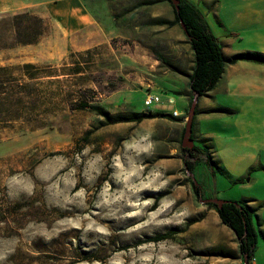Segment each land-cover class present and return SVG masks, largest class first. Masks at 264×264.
I'll list each match as a JSON object with an SVG mask.
<instances>
[{"label": "rangeland", "instance_id": "obj_1", "mask_svg": "<svg viewBox=\"0 0 264 264\" xmlns=\"http://www.w3.org/2000/svg\"><path fill=\"white\" fill-rule=\"evenodd\" d=\"M161 2L105 0L112 20L106 40L85 37L73 47L44 20L37 43L0 48V264H220L231 258L187 230L146 242L202 214L199 200L178 188L186 181L179 131L153 121L158 117L105 125L78 108L86 102L114 118L156 112L157 104L143 105L155 85L164 89L154 92L159 104L178 98L181 88L167 76L176 62L188 68L192 59L186 42L173 40V25L156 23L173 16ZM25 64L33 68L22 69ZM174 108L183 111L179 102ZM201 171L208 187L211 170ZM241 175L235 200H255L264 225V99L235 114V178ZM209 191L215 196L214 184ZM254 259L264 263L259 233Z\"/></svg>", "mask_w": 264, "mask_h": 264}, {"label": "crops", "instance_id": "obj_2", "mask_svg": "<svg viewBox=\"0 0 264 264\" xmlns=\"http://www.w3.org/2000/svg\"><path fill=\"white\" fill-rule=\"evenodd\" d=\"M186 1L198 10L203 22L220 43L225 59L246 52L264 55V0ZM161 5L165 7L166 2H161ZM24 11H33L51 24L55 30L53 32L61 39L70 41L73 47L80 46L85 37L87 42L101 41L106 40L110 34L106 24L112 22L111 13H109V6H106L105 0H0V16ZM168 19L172 21L174 16L168 17ZM177 27L179 26L171 27V30L176 34L173 40L186 42L185 49L190 50L192 62L188 68H185L180 62L173 65L175 69L172 70V74L167 76V79L168 83L180 86L181 89L176 92L178 98L169 97L173 100L172 104H169L168 100L163 104H159V102L156 110L177 111L174 105L179 102L183 111L177 112L183 115L191 95L188 75L193 66V52L182 28ZM78 50L79 48H77ZM175 54L180 58L182 51H175ZM153 90L162 92L164 89L155 85ZM154 92L152 93L157 95ZM235 98L242 101L235 103ZM252 99H264V64L247 61L227 64L215 87L205 96L198 98L191 139L194 146L208 152L214 169L212 170L205 164L201 165L202 168L211 170L210 174L213 179L208 187L206 186L207 176L201 171L202 168L199 169V166L194 169L193 177L201 185L205 199L218 198L222 201L247 202L255 210L258 233L264 239V225L257 213L259 209L256 208L255 200H235V184L244 185L243 182H245L243 175L235 178V114H239L243 110V106L250 104ZM166 114L172 116L170 113ZM153 121L161 124L168 123L173 127L172 129L179 131L175 134V138L178 139L177 148H179V140L184 129L182 118L167 117ZM229 151L232 153L231 157L228 156ZM180 157L175 156V160L181 161ZM254 169V167L248 168L247 175ZM216 172L219 174L215 176ZM220 175H223L230 184L220 178ZM213 184L215 196H211L212 191H209ZM228 185L230 186L228 187ZM178 188L188 192L190 196L193 195L189 181L183 182ZM206 194L210 195L206 197ZM197 211H200L204 218L191 225L186 232L203 236L201 238L207 239L211 247L219 249L218 252L233 255L232 258L221 257V260L217 261L220 264H243L236 236L233 231L221 224L217 212L202 204ZM201 249L203 248L200 247ZM252 264H258L257 260L254 259Z\"/></svg>", "mask_w": 264, "mask_h": 264}, {"label": "trees", "instance_id": "obj_3", "mask_svg": "<svg viewBox=\"0 0 264 264\" xmlns=\"http://www.w3.org/2000/svg\"><path fill=\"white\" fill-rule=\"evenodd\" d=\"M164 1L172 8L174 20H158L156 23L167 27L172 25H179L181 27L180 22H182L185 27L184 30H182L186 36L187 43L193 52V66L191 73L188 75L191 92L188 109L194 94L199 98L205 96L215 87L227 64H233L238 61L264 64V55L260 53H240L234 55L230 59H225L220 43L211 34L206 24L203 22L200 13L191 3L186 0H179L178 9L176 10L169 0ZM45 29V21L41 17L30 12L0 16V48L33 45L42 37ZM8 40L10 42H8ZM156 57L157 60L163 64H167L163 57ZM32 68V64H25L22 67V69ZM3 70L5 69L0 68V71ZM27 77L30 78L29 75H27ZM4 86V83L0 82V87L3 88ZM17 94L21 95L22 92L17 91ZM17 100H21V98H17ZM78 108L83 110L88 109L96 113L103 118V123L105 125L119 122L141 123L145 119H152L154 117L172 118L171 115L162 111L151 112L150 110L143 113L132 114V116L128 118L120 116L114 118L107 111L103 110V108L99 106H89L86 102H81L78 105ZM183 135L184 129L182 130V135L179 141V150L183 161L184 172L188 176L186 181L190 182L193 196L198 201L200 198H205L202 194L201 185L197 180H194V169L199 163H203L213 170V162L205 149L197 148L196 146H193L190 149L182 148L181 140ZM201 156L204 157V160H202ZM162 197L163 195H159L155 198L151 209L155 210L157 208L158 201ZM205 206L208 209H214L218 214L221 224L233 231L238 241L242 263L244 264V262H246V264H252L255 250L257 248L259 232L255 224V210L245 201H224L220 208L212 203L205 204ZM203 218V214L188 218L183 228L173 227L163 233L147 238L146 242L159 243L166 240H172L175 235L184 233L191 225L200 222ZM229 257L232 258L233 255L229 254Z\"/></svg>", "mask_w": 264, "mask_h": 264}, {"label": "water", "instance_id": "obj_4", "mask_svg": "<svg viewBox=\"0 0 264 264\" xmlns=\"http://www.w3.org/2000/svg\"><path fill=\"white\" fill-rule=\"evenodd\" d=\"M169 1L174 6V8L177 10L178 5H179V0H169ZM180 25H181V28L184 30L185 27L183 26L182 22H180ZM197 102H198V96L196 94H194L192 97V102L190 104V108H189L188 113H187V117L185 119L184 135H183V138L181 141V147L182 148H189L190 149L194 146L193 140L190 138V135L192 132V122H193V118L195 115ZM199 203L202 205L212 203V204L217 205L220 208L222 206V204L224 203V201L214 199V198H208V199L200 198ZM244 264H246V262H244Z\"/></svg>", "mask_w": 264, "mask_h": 264}, {"label": "built area", "instance_id": "obj_5", "mask_svg": "<svg viewBox=\"0 0 264 264\" xmlns=\"http://www.w3.org/2000/svg\"><path fill=\"white\" fill-rule=\"evenodd\" d=\"M169 104L173 103L172 99H168ZM160 102V98L158 97V95L153 94V93H147L144 97L143 100V105L145 108H151L152 106L158 104ZM172 117L173 118H182L185 122L186 117H184L183 115L179 114L177 111H173L172 112Z\"/></svg>", "mask_w": 264, "mask_h": 264}]
</instances>
